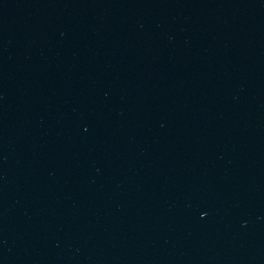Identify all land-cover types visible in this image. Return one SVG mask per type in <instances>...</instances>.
Here are the masks:
<instances>
[{
    "label": "water",
    "instance_id": "water-1",
    "mask_svg": "<svg viewBox=\"0 0 264 264\" xmlns=\"http://www.w3.org/2000/svg\"><path fill=\"white\" fill-rule=\"evenodd\" d=\"M0 264H264V0H0Z\"/></svg>",
    "mask_w": 264,
    "mask_h": 264
}]
</instances>
